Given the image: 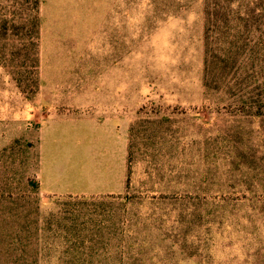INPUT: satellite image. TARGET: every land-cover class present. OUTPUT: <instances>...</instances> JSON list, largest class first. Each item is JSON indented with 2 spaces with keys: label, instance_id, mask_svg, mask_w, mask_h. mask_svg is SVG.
<instances>
[{
  "label": "rangeland",
  "instance_id": "rangeland-1",
  "mask_svg": "<svg viewBox=\"0 0 264 264\" xmlns=\"http://www.w3.org/2000/svg\"><path fill=\"white\" fill-rule=\"evenodd\" d=\"M0 264H264V0H0Z\"/></svg>",
  "mask_w": 264,
  "mask_h": 264
},
{
  "label": "crops",
  "instance_id": "crops-1",
  "mask_svg": "<svg viewBox=\"0 0 264 264\" xmlns=\"http://www.w3.org/2000/svg\"><path fill=\"white\" fill-rule=\"evenodd\" d=\"M116 80H112V83L115 82V85H117V75L115 76ZM117 93V92H114ZM115 102H117V98L115 97ZM113 119H108L105 120L104 123H90V127H91V132L93 133V135L89 138V144L85 143V145H93V146H100V151L101 154L103 156H105L106 158V163L105 165L102 167V169H107L106 173V177L107 176H111L113 174V169L114 168H119L120 173L122 175V161L121 158H119L120 163L118 165V163L115 164V166H112L110 163V160L107 158L108 155H110V159L111 161L113 160L114 156H117L118 153L122 154L123 152V142L121 140L120 137L117 136V134L114 131V128L111 121ZM43 155H42V147H40V151H39V167H38V178L40 180V185L41 188L43 189V191L45 193H47L48 195H59V191H58V187H57V183L56 181H58L59 179V173L57 172V169H55L53 167V163L51 161V157L49 156L48 158V163H49V167L51 169V172H49L48 176H44L46 175V168H45V163L43 161ZM51 163V165H50ZM53 170V171H52ZM104 185L106 186V188H109V186H111L110 184L115 183V184H123L122 181V177L118 180V179H112V181H107L105 180ZM110 189V188H109ZM112 190H108L105 191L106 193H109ZM64 194H68V193H64Z\"/></svg>",
  "mask_w": 264,
  "mask_h": 264
}]
</instances>
